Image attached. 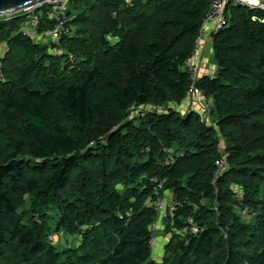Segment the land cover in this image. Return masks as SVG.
<instances>
[{
  "label": "trees",
  "instance_id": "trees-1",
  "mask_svg": "<svg viewBox=\"0 0 264 264\" xmlns=\"http://www.w3.org/2000/svg\"><path fill=\"white\" fill-rule=\"evenodd\" d=\"M210 3L75 0L53 48L0 21V264H160L151 225L166 192L167 229L202 230L162 264H264V13L231 2L213 36L218 69L198 86L217 126L176 110ZM131 107L147 111L132 120ZM54 231L82 245L59 251Z\"/></svg>",
  "mask_w": 264,
  "mask_h": 264
},
{
  "label": "built area",
  "instance_id": "built-area-1",
  "mask_svg": "<svg viewBox=\"0 0 264 264\" xmlns=\"http://www.w3.org/2000/svg\"><path fill=\"white\" fill-rule=\"evenodd\" d=\"M75 0H46L43 3H40L34 7L28 8L25 11L28 13L30 10L35 9L36 7H42L44 6V16H46L47 21L51 22V27L49 29H46L44 32V35L47 37H44L42 35V38H51L53 41V45H58L61 42V39L63 37V30L64 26L67 22V8L68 6L74 2ZM210 8L204 15V24L202 28V32L199 34V36L196 39L195 42V50L194 54L187 60L186 62V72L190 76V85L188 88V91L186 93V99H193L198 98L199 103H201L204 106V111L207 115H211L214 111V108L211 106V98L198 86V83H200L202 77L201 75V69L200 66L202 64V59L200 57L201 50L203 48V34L208 25H213L212 27V36L217 35L226 25H227V18H226V9L229 3L233 2L236 5H240L243 7H246L250 9L251 11H259L264 13V1L262 0H210ZM56 14V18H52V16ZM14 15V14H13ZM8 16V15H7ZM42 17V18H43ZM254 21H259L264 24V16H255L253 17ZM25 22V21H24ZM21 32L25 35H27L30 38H35V34L30 33L25 27H21ZM2 56V55H1ZM0 57V82H3L5 80L4 74H3V63L1 62ZM180 109V107H178ZM181 110V109H180ZM142 110H136L135 107H131L127 111V115L129 119H137L140 117H143L145 112H142ZM191 112V111H188ZM221 136V135H220ZM174 163V158L168 157L164 164H172ZM217 172L215 175V181L222 177L224 172L229 169V163H228V155L225 153L223 154V157L221 160L216 162ZM162 187V185H160ZM168 197H159L155 206L156 210L161 214V218L168 219L169 217H172L177 210L178 204L173 201V199L169 201L167 199ZM152 231L156 232L159 229V222H155L151 225ZM202 230L201 227L194 225L189 228H185L182 230V232L186 234L196 235Z\"/></svg>",
  "mask_w": 264,
  "mask_h": 264
},
{
  "label": "rangeland",
  "instance_id": "rangeland-1",
  "mask_svg": "<svg viewBox=\"0 0 264 264\" xmlns=\"http://www.w3.org/2000/svg\"><path fill=\"white\" fill-rule=\"evenodd\" d=\"M240 6V5H239ZM69 7V6H68ZM68 10V8H67ZM44 11V6L42 7H36L35 9L33 10H30V12H26L25 10L24 11H21L17 14H14V15H3V16H0V21L2 20H6V21H10V20H16L18 23H20L21 27H25L30 33L32 34H35V38L37 39H43L41 40L40 42L43 43V44H49L48 46H53V41L51 38H42L41 36L44 35V31L40 32L39 29L42 27V25L44 24L43 22H46L47 21V18L46 16L43 17V12ZM14 17V18H13ZM43 17V19H42ZM66 17H67V22H66V25L64 26V30H63V34L68 31L67 30V23H68V20H69V17H68V12L66 13ZM52 18H56V14H54L52 16ZM25 21V22H24ZM213 27V25H212ZM212 32V31H211ZM68 33V32H66ZM44 37H47L44 35ZM203 46V45H202ZM6 49L7 48V45L6 44H0V49ZM53 48V47H52ZM203 50V48L201 49ZM52 51V53H58V50L56 49H52L50 50ZM7 51L5 53H2V50H0V54L2 55L1 58L4 59L5 58V55H6ZM203 53H204V50L201 51V59H203ZM205 65V64H204ZM205 67L203 66V61H202V64L200 66V69H204ZM202 78L205 77L203 75V72L201 71V75H200ZM193 99H198V98H193ZM193 99H189L185 101V103L189 104V103H192V102H196L195 100ZM193 106V104H191ZM190 105V106H191ZM200 105L203 107V110H204V106L200 103ZM191 106V108H193ZM149 111H159V110H156V109H152V108H148ZM176 110H180V109H176ZM147 111V109H146ZM145 111V112H146ZM181 112V110H180ZM193 112L195 113H198L197 110L194 108V110L192 112H181L184 116H188L190 114H192ZM209 123L208 125L210 126H217L216 125V122L213 121V118H212V114L209 115ZM132 120H135V119H132ZM221 136L219 135V138ZM220 147H221V150L225 151L226 152V144L225 143H221L220 142ZM171 153H175V149L174 150H171ZM192 161H195V163H199L200 162V159L198 160L196 157H192V160H190V162ZM231 169H227L226 172H224V174L222 176H224L225 174H227ZM238 188L237 185L236 186H233L230 187L231 190H234V191H238L239 189H236ZM169 196V201L170 202L172 199H173V196L170 194V192H166ZM149 199V198H148ZM147 199V200H148ZM238 199H243V195L242 196H238ZM216 207V206H215ZM214 207V208H215ZM248 212V213H247ZM243 213V214H242ZM241 214L250 222L251 219H252V214L251 212H249V209L246 208V214L244 213V210L241 212ZM164 227L162 225L159 226V231L157 230L155 232V235H154V238L156 239V237H158L157 235H161V237H163V242L162 243H159L158 247L159 248V254H157L156 256L157 257H154L152 256V260L153 262H156V263H160L162 264L164 262L165 259L169 258L172 253L170 251V245H174L176 243H178V241H182L186 238V235L184 232H182V230H179V229H172L171 231L168 228V226H166V223L163 224ZM56 228V226H54ZM161 230V231H160ZM159 232V234H158ZM226 237H227V234H226ZM50 241L55 244L56 248L59 250V251H62V250H69V249H76V248H79L81 245H82V237L80 234H71V233H65L64 231H54L52 233V235L50 236ZM162 241V240H161ZM160 241V242H161ZM153 245H154V242H153ZM156 245V244H155ZM156 248V249H158Z\"/></svg>",
  "mask_w": 264,
  "mask_h": 264
},
{
  "label": "crops",
  "instance_id": "crops-1",
  "mask_svg": "<svg viewBox=\"0 0 264 264\" xmlns=\"http://www.w3.org/2000/svg\"><path fill=\"white\" fill-rule=\"evenodd\" d=\"M211 31H212V25H208L206 27L205 31H204V34H203V39H204V43H203V50H204L203 57L204 58L202 59V61H203V66L205 68L202 69L201 71L203 72V75L205 77H214L216 75V71L218 69V66H217V64L215 62V59H214L213 36H212V32ZM37 40L40 42L43 39H37ZM49 44H46V45H49ZM0 50L4 51L5 49L2 48ZM193 100H195L196 102L195 103L192 102V103H189V104L184 103L182 106H180L181 112H187V111H191L192 112L194 110V108L197 110V112L198 111L199 112L203 111V107L200 105L198 99H193ZM191 104H193V106ZM190 105L193 108H191ZM166 196L169 198L168 194H166ZM167 220L168 219L161 218L160 221H159V226L162 225L164 227L163 224H165ZM158 234H159V232H158ZM157 236L158 237H156V239H154V241H153L154 245H152V247H153V258L157 257L156 255L159 254V248L158 247H160V246H158V245H159V243L163 242V237H161V235H157ZM156 248H158V249H156Z\"/></svg>",
  "mask_w": 264,
  "mask_h": 264
},
{
  "label": "water",
  "instance_id": "water-1",
  "mask_svg": "<svg viewBox=\"0 0 264 264\" xmlns=\"http://www.w3.org/2000/svg\"><path fill=\"white\" fill-rule=\"evenodd\" d=\"M45 1L46 0H0V16L17 14Z\"/></svg>",
  "mask_w": 264,
  "mask_h": 264
}]
</instances>
